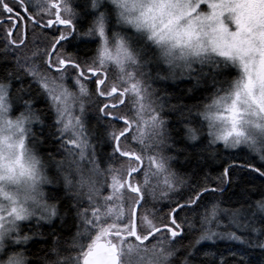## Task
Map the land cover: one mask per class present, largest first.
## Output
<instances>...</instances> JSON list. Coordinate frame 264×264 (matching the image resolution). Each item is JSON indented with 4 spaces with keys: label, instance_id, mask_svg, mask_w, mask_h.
<instances>
[{
    "label": "snow or ice",
    "instance_id": "obj_1",
    "mask_svg": "<svg viewBox=\"0 0 264 264\" xmlns=\"http://www.w3.org/2000/svg\"><path fill=\"white\" fill-rule=\"evenodd\" d=\"M0 264H264V0H0Z\"/></svg>",
    "mask_w": 264,
    "mask_h": 264
},
{
    "label": "trees",
    "instance_id": "obj_2",
    "mask_svg": "<svg viewBox=\"0 0 264 264\" xmlns=\"http://www.w3.org/2000/svg\"><path fill=\"white\" fill-rule=\"evenodd\" d=\"M74 2L79 5V4L82 3V0H74ZM86 22H87L86 20H81L80 21L81 26L82 27L85 26L86 25ZM29 39L31 40V37H29ZM75 43L76 44H79L80 47L83 48V44L79 40L75 41ZM92 46L94 47L95 45H92ZM37 106L38 107H42V104H38ZM45 151H47V150L45 149Z\"/></svg>",
    "mask_w": 264,
    "mask_h": 264
}]
</instances>
